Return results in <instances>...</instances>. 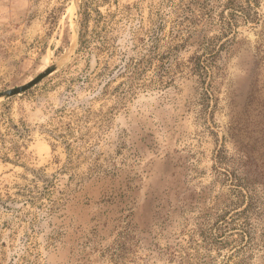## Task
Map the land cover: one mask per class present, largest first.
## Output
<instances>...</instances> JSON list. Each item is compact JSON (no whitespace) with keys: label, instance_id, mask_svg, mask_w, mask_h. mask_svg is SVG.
<instances>
[{"label":"rangeland","instance_id":"obj_1","mask_svg":"<svg viewBox=\"0 0 264 264\" xmlns=\"http://www.w3.org/2000/svg\"><path fill=\"white\" fill-rule=\"evenodd\" d=\"M0 264H264V0H0Z\"/></svg>","mask_w":264,"mask_h":264},{"label":"trees","instance_id":"obj_2","mask_svg":"<svg viewBox=\"0 0 264 264\" xmlns=\"http://www.w3.org/2000/svg\"><path fill=\"white\" fill-rule=\"evenodd\" d=\"M82 11H83L82 14L84 15L83 20H84V22H86L89 18V12L87 10V6L85 3L83 4ZM98 17L102 18L103 16L100 13H98ZM79 44H80V50L81 49L83 50L86 48L85 45H87V43H86V41H84L82 33L79 34ZM145 65H146V62L144 60V57H142L138 60H135V61L134 60L123 61V63L121 65H119L118 67H116L113 70V72L111 71L109 73L110 74L109 76L113 75V77H111L108 80V82L106 83L105 90H104V96L106 95V93H108V94L115 93L116 91L119 90V88L121 86L122 87L126 86V88L129 91H132L134 88L140 86L139 80L141 79V77L144 73ZM198 65L199 64L197 63V66ZM115 77H118V78L121 77L124 80L122 82H120L116 88H113L112 91H109L108 86L112 82V79H114ZM126 92H128V91H126ZM88 114H89V112H88ZM5 158H7V157H5Z\"/></svg>","mask_w":264,"mask_h":264},{"label":"water","instance_id":"obj_3","mask_svg":"<svg viewBox=\"0 0 264 264\" xmlns=\"http://www.w3.org/2000/svg\"><path fill=\"white\" fill-rule=\"evenodd\" d=\"M55 69L56 68L54 66L48 67L43 73L38 75L32 81H30L27 84L22 85L20 87H17V88H14V89L6 91V92H4V95L7 96V97H11V96L19 95V94H22V93L26 92L27 90H29L33 86L37 85L45 77H47L50 74H52L55 71Z\"/></svg>","mask_w":264,"mask_h":264}]
</instances>
